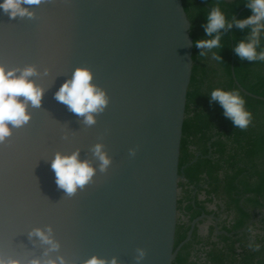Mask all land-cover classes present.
Returning <instances> with one entry per match:
<instances>
[{
    "label": "water",
    "instance_id": "95a60500",
    "mask_svg": "<svg viewBox=\"0 0 264 264\" xmlns=\"http://www.w3.org/2000/svg\"><path fill=\"white\" fill-rule=\"evenodd\" d=\"M23 6L31 18H10L0 9V65L35 66L38 74L30 79L44 94L39 108L29 102L30 122L12 128L0 144V256L21 264H59L58 257L86 264L93 256L137 264V249H143L139 264H173L200 220L175 250L179 160L194 67L183 1L42 0ZM77 68L89 69L91 83L108 98L92 126L55 99ZM232 73L245 95L264 100L241 87L234 61ZM96 144L111 159L105 172L92 152ZM77 150L94 176L69 197L55 183L51 161L57 152ZM48 226L57 251L29 235Z\"/></svg>",
    "mask_w": 264,
    "mask_h": 264
},
{
    "label": "trees",
    "instance_id": "16d2710c",
    "mask_svg": "<svg viewBox=\"0 0 264 264\" xmlns=\"http://www.w3.org/2000/svg\"><path fill=\"white\" fill-rule=\"evenodd\" d=\"M182 1L191 22L193 43L212 38L205 34L204 25L213 7L220 8L232 27L220 30L219 48L202 50L194 46L179 160L175 250L186 240L197 218L218 214L207 211L208 205L221 203L226 219L220 223L221 234L212 226L205 237L199 235V225L207 220L200 221L173 264H264V100L245 95L232 73L234 61L241 87L264 98V61L241 59L234 51L240 41H247L251 26L240 29L233 21L247 18L252 12L248 0ZM259 39L257 53L264 51V31ZM201 51L205 52L203 57ZM214 53L221 61L213 59ZM217 88L239 90L245 109L252 114L247 129L236 128L219 102L211 100V92ZM201 194L205 200H199ZM217 208L219 212L221 206ZM198 244L202 246L195 253ZM249 244H259L260 250L254 251Z\"/></svg>",
    "mask_w": 264,
    "mask_h": 264
},
{
    "label": "clouds",
    "instance_id": "9594fccd",
    "mask_svg": "<svg viewBox=\"0 0 264 264\" xmlns=\"http://www.w3.org/2000/svg\"><path fill=\"white\" fill-rule=\"evenodd\" d=\"M41 2L42 0H3L0 3V9L10 18L17 16L31 18L34 14L23 5H39ZM247 7L251 9L252 15L233 22L240 29L251 26V33L247 41L242 40L236 45L234 51L241 59L264 61V51L259 53L256 51L260 43V34L264 31V0H248ZM226 26L231 28L232 24L227 23L225 14L218 6L213 7L207 13V24L204 25L205 34L212 38L196 40L194 46L202 50L219 48L221 46L219 32ZM213 33L216 35L213 36ZM199 55L203 57L205 52L201 51ZM213 59L221 61L222 58L214 53ZM37 74V69L33 65L24 68H6L4 65H0V144H4L12 135V128L19 129L30 122L31 113L26 111L29 102L34 108L41 106L44 89L30 79ZM92 79L89 69L77 68L71 79L66 80L55 93V99L65 104L77 116L84 117L83 123L87 126L96 123L94 114L102 113L108 103L105 92L92 84ZM20 97H23V100H20ZM211 100L219 102L224 109V115L232 120L236 128L245 130L252 122V114L245 109V101L239 90L229 92L220 88L214 89L211 92ZM92 152L100 162V171L105 172L111 163V159L103 151V145L96 144ZM131 154L135 155L134 150ZM51 168L55 173V183L69 197L75 195L78 188L83 189L92 182L94 176V168L90 162L79 159V150L71 155H63L57 152L51 161ZM249 231L251 232L252 229L250 228ZM52 232V227L48 226L46 230L33 229L29 235L36 236L43 244L49 245V251H57L60 245L54 239ZM248 247L254 251L260 250L259 244H249ZM137 252L139 255L135 259L139 264L146 252L143 249H137ZM57 259L59 264H65L62 257ZM0 264H21V262L0 256ZM29 264H57V260L50 259L42 262L39 259H33ZM86 264H118V260L113 257L111 261H108L93 256L86 261Z\"/></svg>",
    "mask_w": 264,
    "mask_h": 264
},
{
    "label": "flooded vegetation",
    "instance_id": "af4514ba",
    "mask_svg": "<svg viewBox=\"0 0 264 264\" xmlns=\"http://www.w3.org/2000/svg\"><path fill=\"white\" fill-rule=\"evenodd\" d=\"M194 193H195V191H194ZM199 200H205V196L203 195V194H201L200 196H199ZM217 206H221V209L219 210V212H218V208H217ZM207 211H209V212H213V211H215V212H217L218 214L217 215H215V214H211L210 216H207V215H202L201 217H199L200 218V220L197 222V224L200 222V221H202L203 219H206L207 221L206 222H204V223H202V224H200L199 225V235L200 236H202V237H205L207 234H208V231H209V228L210 227H212V226H215V229H216V231H217V234H221V232L219 231V227H220V223L223 221V220H225L226 219V216L225 215H223V207H222V205H221V203H219V202H217V201H215V202H213L211 205H208V208H207ZM205 216V217H204ZM199 218H197V219H199ZM181 219L182 220H185V217H181ZM196 219V220H197ZM194 223V222H193ZM192 223V224H193ZM197 224H196V226H197ZM196 226H195V228H196ZM203 226H206V233H204V234H202V232H201V228L203 227ZM191 227H192V225H191ZM195 228H194V230H195ZM191 230V229H190ZM190 232V231H189ZM194 232V231H193ZM189 234V233H188ZM192 236H193V234H192ZM188 237V236H187ZM187 239V238H186ZM192 239V238H191ZM188 243V242H187ZM201 246H202V244H198V245H196L194 248H195V253L196 252H198V250L201 248Z\"/></svg>",
    "mask_w": 264,
    "mask_h": 264
},
{
    "label": "rangeland",
    "instance_id": "374dc122",
    "mask_svg": "<svg viewBox=\"0 0 264 264\" xmlns=\"http://www.w3.org/2000/svg\"><path fill=\"white\" fill-rule=\"evenodd\" d=\"M201 232H202V234L206 233V226H203V227L201 228Z\"/></svg>",
    "mask_w": 264,
    "mask_h": 264
}]
</instances>
